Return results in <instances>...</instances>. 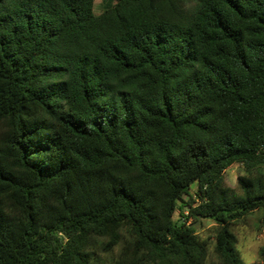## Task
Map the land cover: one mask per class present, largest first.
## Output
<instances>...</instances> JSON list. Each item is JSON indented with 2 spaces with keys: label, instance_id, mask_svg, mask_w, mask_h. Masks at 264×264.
Instances as JSON below:
<instances>
[{
  "label": "trees",
  "instance_id": "trees-1",
  "mask_svg": "<svg viewBox=\"0 0 264 264\" xmlns=\"http://www.w3.org/2000/svg\"><path fill=\"white\" fill-rule=\"evenodd\" d=\"M96 1L0 0V264H245L264 0Z\"/></svg>",
  "mask_w": 264,
  "mask_h": 264
},
{
  "label": "rangeland",
  "instance_id": "rangeland-1",
  "mask_svg": "<svg viewBox=\"0 0 264 264\" xmlns=\"http://www.w3.org/2000/svg\"><path fill=\"white\" fill-rule=\"evenodd\" d=\"M105 3L102 0L96 1V11H101L105 7ZM244 168L240 164L231 166L225 174L226 185L231 188L237 187L238 177L243 175ZM197 186L194 184L191 188V194L195 197ZM186 201H190L189 196H185ZM188 213V207L184 209L183 214L185 216ZM175 220H180L182 223L183 215L180 211L175 214ZM263 218L262 212H254L247 216L245 220H242L233 227V231L237 236V248L241 254V258L245 264H252L260 261V250L264 245V229L261 224ZM189 224L197 229L198 234L205 239L213 236L214 224L209 219H200L195 222L193 218L188 220ZM210 258L208 264H215L216 258L213 254L214 240L210 239Z\"/></svg>",
  "mask_w": 264,
  "mask_h": 264
},
{
  "label": "built area",
  "instance_id": "built-area-1",
  "mask_svg": "<svg viewBox=\"0 0 264 264\" xmlns=\"http://www.w3.org/2000/svg\"><path fill=\"white\" fill-rule=\"evenodd\" d=\"M189 215V212L187 213V215L185 216V214L183 215V218H182V222H185L186 221V217Z\"/></svg>",
  "mask_w": 264,
  "mask_h": 264
},
{
  "label": "water",
  "instance_id": "water-1",
  "mask_svg": "<svg viewBox=\"0 0 264 264\" xmlns=\"http://www.w3.org/2000/svg\"><path fill=\"white\" fill-rule=\"evenodd\" d=\"M181 223V222H180Z\"/></svg>",
  "mask_w": 264,
  "mask_h": 264
}]
</instances>
